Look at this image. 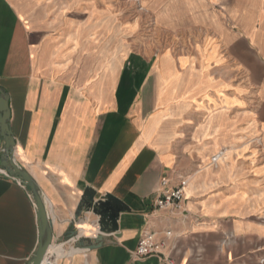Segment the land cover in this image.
Instances as JSON below:
<instances>
[{
  "label": "crops",
  "instance_id": "1",
  "mask_svg": "<svg viewBox=\"0 0 264 264\" xmlns=\"http://www.w3.org/2000/svg\"><path fill=\"white\" fill-rule=\"evenodd\" d=\"M102 2L54 0L36 31L14 0H0L14 157L52 219L43 264H264V0H141L188 42L156 55L105 43ZM181 179V209L157 208ZM86 188L128 207L93 250L74 246L98 233L91 210L73 218ZM70 221L77 235L60 241ZM145 230L163 244L139 258ZM37 243L30 193L0 175V264H26Z\"/></svg>",
  "mask_w": 264,
  "mask_h": 264
},
{
  "label": "water",
  "instance_id": "2",
  "mask_svg": "<svg viewBox=\"0 0 264 264\" xmlns=\"http://www.w3.org/2000/svg\"><path fill=\"white\" fill-rule=\"evenodd\" d=\"M0 175L18 179L30 193L37 209L38 243L26 264H42L49 246L53 242L52 219L49 216L40 188L33 176L20 165L14 157L15 139L10 128L9 94L0 86ZM91 210L98 216V233L90 238H77L74 246L79 249H97L104 244V233L115 232L118 229L117 219L119 213L128 210V207L111 194H105L95 199V192L86 188L73 218L77 220L83 211ZM70 221L68 228L60 237V241L68 240L77 235Z\"/></svg>",
  "mask_w": 264,
  "mask_h": 264
},
{
  "label": "rangeland",
  "instance_id": "3",
  "mask_svg": "<svg viewBox=\"0 0 264 264\" xmlns=\"http://www.w3.org/2000/svg\"><path fill=\"white\" fill-rule=\"evenodd\" d=\"M14 1L17 9L27 16L31 27L36 31L41 30L39 27L43 26V22L52 21L56 11L54 0ZM140 2L141 0H105L104 4L102 2L94 5L95 7H105L110 14L109 35L105 36V43L111 45L112 49L123 43L127 49L143 51L150 55H156L170 46L174 53H182L188 44L184 36L174 35L172 32L162 29L154 19L151 10L142 6ZM81 3L83 2L81 1ZM83 5L85 4L83 3ZM81 15L79 14V17ZM120 28L126 29V35L119 42L116 31ZM114 54L115 51L112 50L111 55Z\"/></svg>",
  "mask_w": 264,
  "mask_h": 264
},
{
  "label": "built area",
  "instance_id": "4",
  "mask_svg": "<svg viewBox=\"0 0 264 264\" xmlns=\"http://www.w3.org/2000/svg\"><path fill=\"white\" fill-rule=\"evenodd\" d=\"M186 182V179H181L178 185L173 188L164 187L160 195L155 199V206L159 209H181ZM19 183L22 182L19 181ZM166 184L167 180L165 178H162L161 185L166 186ZM170 234V231L165 232L166 236H170ZM162 244V241H158L155 238L154 232L145 230L138 238L137 245L134 250V255L141 258L159 253Z\"/></svg>",
  "mask_w": 264,
  "mask_h": 264
},
{
  "label": "bare ground",
  "instance_id": "5",
  "mask_svg": "<svg viewBox=\"0 0 264 264\" xmlns=\"http://www.w3.org/2000/svg\"><path fill=\"white\" fill-rule=\"evenodd\" d=\"M54 262V261H53ZM43 264V263H42ZM47 264V263H46Z\"/></svg>",
  "mask_w": 264,
  "mask_h": 264
}]
</instances>
